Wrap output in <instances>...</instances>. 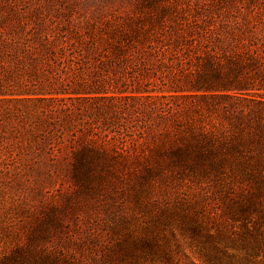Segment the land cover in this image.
I'll use <instances>...</instances> for the list:
<instances>
[{
    "label": "rangeland",
    "instance_id": "374dc122",
    "mask_svg": "<svg viewBox=\"0 0 264 264\" xmlns=\"http://www.w3.org/2000/svg\"><path fill=\"white\" fill-rule=\"evenodd\" d=\"M239 36L264 39V0H0V98L49 90L67 64L61 74L73 80L71 88L100 96L69 101L83 112L68 126L85 127L73 147L93 150L105 165L92 179L69 181L42 169L28 180L0 163V264H264L263 207L193 231L188 201H213L220 197L215 188L207 197L204 185L163 174L150 183L135 156L120 177L113 151L126 141L135 153L183 117L177 108L174 117L160 116L159 99L143 96L145 90L183 102L176 94L213 80L215 60ZM73 55L82 66L75 75L68 60L58 65ZM185 68L193 74L186 77ZM6 100L0 101V151L22 145L35 153L20 118L5 111L21 103ZM30 109L36 112V105ZM156 232L159 247L148 238Z\"/></svg>",
    "mask_w": 264,
    "mask_h": 264
},
{
    "label": "trees",
    "instance_id": "16d2710c",
    "mask_svg": "<svg viewBox=\"0 0 264 264\" xmlns=\"http://www.w3.org/2000/svg\"><path fill=\"white\" fill-rule=\"evenodd\" d=\"M255 11L256 8H252L249 14L255 17ZM255 28L254 23L249 32ZM262 38L236 37L231 52L215 60V67L210 72L213 80L192 87L194 90H188L191 91L189 93L176 94L182 96L183 102L174 104L167 100L168 94L145 90L148 94L143 96L159 99L160 116L174 117V109L177 108L183 117L175 119L172 128L163 127L152 141L144 142L146 146L135 150V153H129L126 141L121 150L113 149L116 153L115 163L121 167L122 172L118 173L120 177L125 178L123 167L132 164L135 156L136 162L144 165L143 177L150 183L163 174L164 179L173 176L188 185H204L207 197L215 194L212 187L215 188L220 197H214L213 201H197L194 198L188 201L190 209L186 216L191 218V222L195 221V226L191 223L193 231H202L204 223L209 225L216 218L239 220L250 212L264 208ZM148 47L153 48L152 44ZM60 50L65 55V47ZM164 55V50L156 52L159 59ZM76 58L75 55L68 59L65 57L59 60L58 65L68 60V70H74L75 75L82 67ZM66 67L67 64L62 65L61 73ZM189 69H182L181 72L188 77L193 74ZM61 73L55 74L57 76L51 81L49 90L19 92L13 97L0 98V101L7 99L8 102L21 103L16 106L8 104L5 111L8 116L20 118L23 137L26 135L32 143H36L35 153H30L22 145L9 149V146L2 144L6 149L0 151V163L5 165V170L16 171L28 180L35 177L38 169H42L54 179L86 181L105 167L93 150L79 151L76 146L73 147L79 138L82 140L85 127L77 124L68 126L75 115L83 112L81 106L76 107L69 101L100 96L81 95V90L71 88L73 80H68L69 77ZM31 104L36 105V112L30 109ZM35 119L36 132L33 131ZM139 136L142 137L141 132ZM66 141L72 143L67 150L61 146ZM108 141L104 140V145ZM196 202L197 205L191 208V204ZM219 208L221 212H218ZM210 227L213 228L212 225ZM148 238L155 247L163 244L158 232L152 236L150 234ZM69 261L68 264H75V259ZM191 263L198 264L193 260Z\"/></svg>",
    "mask_w": 264,
    "mask_h": 264
}]
</instances>
